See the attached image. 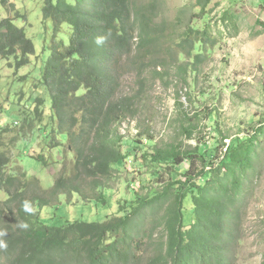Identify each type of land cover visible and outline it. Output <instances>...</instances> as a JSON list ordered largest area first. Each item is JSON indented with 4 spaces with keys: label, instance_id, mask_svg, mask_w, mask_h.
<instances>
[{
    "label": "trees",
    "instance_id": "obj_1",
    "mask_svg": "<svg viewBox=\"0 0 264 264\" xmlns=\"http://www.w3.org/2000/svg\"><path fill=\"white\" fill-rule=\"evenodd\" d=\"M162 2L42 0L41 17L51 24L53 39L40 85L51 113L42 124L44 100L35 98L30 112L19 117L43 136L44 147L66 149L73 163L68 171L61 168L49 190H41L37 180L27 181L24 171L11 166L0 141V232H7L0 235L7 244L0 248V264H236L247 202L264 165V120L242 137L216 130L219 138L195 146L177 140L154 144L148 131H139L145 144L132 148L133 160L150 179L131 191V199L116 202L114 214L102 222L58 226L41 217L40 210L59 205L61 195L106 205L103 191L131 155L121 150L119 127L140 109L150 81L167 84L171 73L194 85L209 60L217 44L210 23L214 10H207L211 0H196L197 13L186 15L187 8H180L172 20L162 18ZM8 5L0 0L1 9ZM220 16L225 28L228 23L235 28L236 16L225 11ZM19 18L25 16L0 17V59L15 70L34 54L24 28L15 24ZM59 34L66 40L57 39ZM127 75L134 76L135 88L121 95ZM180 100L176 92L175 103ZM206 116L217 117L210 111ZM184 119L188 125L181 134L192 141L196 124ZM6 132L1 126L0 139ZM31 157L46 164L39 153ZM25 201L31 213L24 211ZM18 222L30 227L21 229Z\"/></svg>",
    "mask_w": 264,
    "mask_h": 264
},
{
    "label": "rangeland",
    "instance_id": "obj_2",
    "mask_svg": "<svg viewBox=\"0 0 264 264\" xmlns=\"http://www.w3.org/2000/svg\"><path fill=\"white\" fill-rule=\"evenodd\" d=\"M162 1L161 16L167 20L174 19L182 7L187 8L186 15L198 12L194 9L196 0ZM9 4L5 9L0 7V17L25 16L15 24L24 28L33 43L34 54L30 56L29 64L19 70L0 59V127L7 128L0 141L7 145L4 149L11 166L24 171L27 181L37 180L41 190L47 191L63 166L70 170L73 156L66 149L62 153L58 149L44 147L43 136H38L36 129L25 127L19 116L30 112L32 101L40 98L44 100L42 124H47L51 113L50 99L40 81L53 39L52 27L42 20V0H9ZM210 9L214 10L210 23L217 44L209 60L201 67L194 85L191 82L186 86L171 73L167 84L150 81L146 100L140 109L120 125L121 150L131 155L116 167L109 189L103 191L106 205L84 203L76 195L70 198L61 195L59 205L40 210L48 225L58 226L74 220L102 222L116 212V202L131 199V191L148 182L150 176L146 169H140L133 160L132 148H141L145 144L139 131H148L154 144L177 140L182 145L195 146L209 143L210 138H219V130L223 136L242 137L250 127L258 126L264 120V0H211L207 10ZM223 11L236 16L234 29L229 23L226 24L229 28H225L219 21ZM60 38L66 40L62 34L57 35V39ZM134 88V76H124L121 95L131 94ZM176 92L181 96L180 103H175ZM17 94H20L21 102H18ZM26 102L29 103L28 108L25 107ZM208 111L215 112L216 120L206 116ZM184 116L192 118L191 122L196 124L192 141H187L181 134L180 128L188 125ZM37 125V122L33 123L32 128ZM12 138L17 140L14 145L9 143ZM38 153L46 158L45 165L31 157ZM128 160L132 164L129 165ZM256 185L254 195L247 202L243 239L237 249L236 264H259L264 255V165ZM2 198L4 194L0 192ZM185 216H189L188 210Z\"/></svg>",
    "mask_w": 264,
    "mask_h": 264
},
{
    "label": "clouds",
    "instance_id": "obj_3",
    "mask_svg": "<svg viewBox=\"0 0 264 264\" xmlns=\"http://www.w3.org/2000/svg\"><path fill=\"white\" fill-rule=\"evenodd\" d=\"M100 42H102V41L100 39H98L97 43H100ZM22 207H23L25 212H27V213H31L32 212V207H31L30 202L25 201L23 203ZM18 226L21 229H25V230H27L30 227V225L27 222H18ZM0 235H5L6 236L7 232L6 231L0 232ZM0 248H5V249L7 248V244L4 241H2V240H0Z\"/></svg>",
    "mask_w": 264,
    "mask_h": 264
},
{
    "label": "built area",
    "instance_id": "obj_4",
    "mask_svg": "<svg viewBox=\"0 0 264 264\" xmlns=\"http://www.w3.org/2000/svg\"><path fill=\"white\" fill-rule=\"evenodd\" d=\"M127 163L130 165V164H132V161L131 160H128Z\"/></svg>",
    "mask_w": 264,
    "mask_h": 264
}]
</instances>
